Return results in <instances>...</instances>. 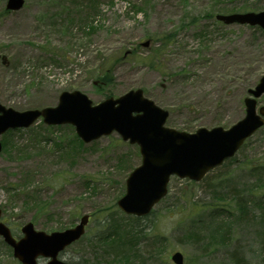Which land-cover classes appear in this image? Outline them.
I'll return each mask as SVG.
<instances>
[{"label":"rangeland","instance_id":"374dc122","mask_svg":"<svg viewBox=\"0 0 264 264\" xmlns=\"http://www.w3.org/2000/svg\"><path fill=\"white\" fill-rule=\"evenodd\" d=\"M24 1L6 11L0 0V102L16 110L53 106L64 90L97 103L140 87L169 110L167 126L227 128L243 117L242 98L264 73V29L215 19L260 11L264 0ZM0 143L2 219L16 237L29 221L50 232L89 213L61 259L175 264L170 256L179 251L184 264H264V128L201 181L172 176L168 194L138 219L116 205L141 162L138 146L117 132L84 143L71 125L37 119L3 132ZM117 227L133 236L116 237ZM11 251L0 237V264H20Z\"/></svg>","mask_w":264,"mask_h":264},{"label":"water","instance_id":"95a60500","mask_svg":"<svg viewBox=\"0 0 264 264\" xmlns=\"http://www.w3.org/2000/svg\"><path fill=\"white\" fill-rule=\"evenodd\" d=\"M23 2L7 0L6 9H19ZM216 17L226 24L246 23L264 28V10L217 14ZM260 78L254 88L249 89L252 97L243 99L245 115L228 129L222 126L199 127L195 132L186 133L165 127L168 111L153 103L138 88L94 105L79 90L63 91L56 106L42 109L17 111L0 103V134L9 127L28 126L38 116L49 124L72 123L86 142L117 131L122 139L138 144L142 160L126 178L125 195L117 200V205L125 213L145 215L167 193L171 174L201 179L213 166L231 157L245 138L264 125V106L259 107V113L255 111V97L264 93V74ZM87 221V215H82L76 226L50 234L34 230L33 224L28 222L22 226L24 235L17 241L7 225L0 222V235L12 246L14 256L24 264H37L35 258L40 254L51 258L47 264H70L59 261L57 255L83 234ZM171 258L182 264L180 252H174Z\"/></svg>","mask_w":264,"mask_h":264},{"label":"trees","instance_id":"16d2710c","mask_svg":"<svg viewBox=\"0 0 264 264\" xmlns=\"http://www.w3.org/2000/svg\"><path fill=\"white\" fill-rule=\"evenodd\" d=\"M240 8H242V7H240ZM239 9V8H238ZM238 9H236V10H238ZM167 39H169V38H167ZM162 52V50L161 51H159L158 53H161ZM154 53V52H153ZM150 59H152V58H150ZM154 59H157V61H155V63H154V61L152 60V62L150 63V66L151 67H155L156 65H157V63L159 62L158 60V58L157 57H154ZM234 160V157H233V159H228L227 161H225L224 163H223V165H226V163L227 164H230L232 161ZM222 165V166H223ZM138 219V218H137ZM115 233H113V235H120V237L121 236H123V238H127L128 239V236L130 235V236H133V233H132V231L131 230H128L127 232H126V230L124 229H121L120 227H117L115 230ZM136 234H137V232H135L134 233V237H136ZM106 237V236H105ZM116 237H118V236H116ZM129 244L131 245L132 243H130L129 242ZM132 246V245H131ZM130 246V247H131ZM239 256V257H238ZM238 257V258H237ZM233 260H235L236 258H237V260L236 261H239V259L241 258V255L240 254H237V255H232V257H231Z\"/></svg>","mask_w":264,"mask_h":264}]
</instances>
